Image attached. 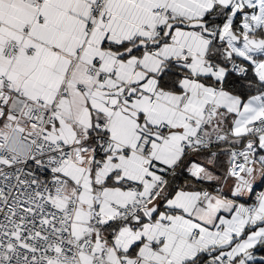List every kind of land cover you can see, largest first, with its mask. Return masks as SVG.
<instances>
[{"label":"snow or ice","instance_id":"obj_1","mask_svg":"<svg viewBox=\"0 0 264 264\" xmlns=\"http://www.w3.org/2000/svg\"><path fill=\"white\" fill-rule=\"evenodd\" d=\"M0 264H264V0H0Z\"/></svg>","mask_w":264,"mask_h":264}]
</instances>
